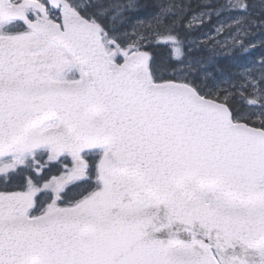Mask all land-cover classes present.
<instances>
[{
  "label": "snow or ice",
  "instance_id": "obj_1",
  "mask_svg": "<svg viewBox=\"0 0 264 264\" xmlns=\"http://www.w3.org/2000/svg\"><path fill=\"white\" fill-rule=\"evenodd\" d=\"M0 264H264V0H0Z\"/></svg>",
  "mask_w": 264,
  "mask_h": 264
},
{
  "label": "trees",
  "instance_id": "obj_2",
  "mask_svg": "<svg viewBox=\"0 0 264 264\" xmlns=\"http://www.w3.org/2000/svg\"><path fill=\"white\" fill-rule=\"evenodd\" d=\"M142 2L152 4L155 2V0H142ZM190 2L193 4V6H195L196 4L200 3V0H190ZM202 31L207 32L209 31V28H203ZM200 35H201L200 32L193 33V36H200ZM254 54H255V57H259L261 55V51L255 50ZM250 58L252 57H244V58H241L238 62L243 63V62H246V60ZM217 61H218V64L221 67L225 68L226 70L231 69L232 65L236 62V61H233L231 58L224 57V56H218Z\"/></svg>",
  "mask_w": 264,
  "mask_h": 264
}]
</instances>
